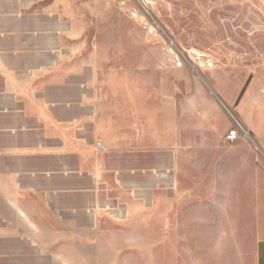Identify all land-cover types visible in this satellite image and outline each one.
Instances as JSON below:
<instances>
[{
    "label": "crops",
    "instance_id": "1",
    "mask_svg": "<svg viewBox=\"0 0 264 264\" xmlns=\"http://www.w3.org/2000/svg\"><path fill=\"white\" fill-rule=\"evenodd\" d=\"M87 30L78 0H0V242L125 215L167 232L175 215L176 232L230 234L264 264V34L249 39L255 76L234 81L201 80L146 39L88 48ZM235 123L248 137L229 142ZM32 247L64 263L40 250L65 241Z\"/></svg>",
    "mask_w": 264,
    "mask_h": 264
},
{
    "label": "rangeland",
    "instance_id": "2",
    "mask_svg": "<svg viewBox=\"0 0 264 264\" xmlns=\"http://www.w3.org/2000/svg\"><path fill=\"white\" fill-rule=\"evenodd\" d=\"M78 1L87 4L88 48L95 47V37L103 48L139 46L146 39L151 48L165 51L172 63L191 68L201 80L212 73L234 81L255 76L251 68L259 58L249 39L255 32L264 34V0ZM130 37L134 40L128 41ZM167 220L173 231L161 232L158 217L125 215L118 225L104 222L112 231L17 234L21 247L11 239L0 242V264H37L38 250L32 245L53 239L65 241L67 247L40 252L57 253L63 264H253L251 250L244 254L233 248L230 234L176 232L175 215ZM186 224L187 230L205 228Z\"/></svg>",
    "mask_w": 264,
    "mask_h": 264
},
{
    "label": "built area",
    "instance_id": "3",
    "mask_svg": "<svg viewBox=\"0 0 264 264\" xmlns=\"http://www.w3.org/2000/svg\"><path fill=\"white\" fill-rule=\"evenodd\" d=\"M241 133L244 136L248 137V135L246 134L244 129L240 126V124L235 123L234 127L228 132V134L226 136V140L229 141V142H233V141L237 140V138L239 137V135Z\"/></svg>",
    "mask_w": 264,
    "mask_h": 264
},
{
    "label": "bare ground",
    "instance_id": "4",
    "mask_svg": "<svg viewBox=\"0 0 264 264\" xmlns=\"http://www.w3.org/2000/svg\"><path fill=\"white\" fill-rule=\"evenodd\" d=\"M144 5H146L144 2H142ZM209 63V62H208ZM209 67V65H207ZM211 67H213V64L210 65Z\"/></svg>",
    "mask_w": 264,
    "mask_h": 264
}]
</instances>
